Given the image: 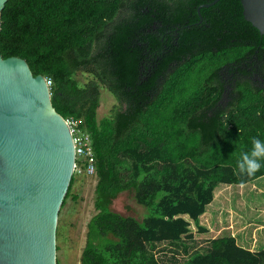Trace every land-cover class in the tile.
I'll return each mask as SVG.
<instances>
[{
    "label": "trees",
    "instance_id": "1",
    "mask_svg": "<svg viewBox=\"0 0 264 264\" xmlns=\"http://www.w3.org/2000/svg\"><path fill=\"white\" fill-rule=\"evenodd\" d=\"M212 1L6 0L2 58L20 57L34 76L50 79L54 110L91 140L97 213L80 264H166L157 245L187 253L190 221L206 231L199 217L218 186L264 176V162L252 176L236 167L254 137L264 140V35L244 20L239 0L198 10ZM253 56L262 82L253 79ZM246 59L251 73L241 70ZM79 73L92 78L80 82ZM101 86L117 106L98 119ZM77 175L60 210L77 199ZM124 191L146 209L141 220L111 209ZM176 253L171 264H264V245L250 250L229 234L184 260Z\"/></svg>",
    "mask_w": 264,
    "mask_h": 264
},
{
    "label": "water",
    "instance_id": "2",
    "mask_svg": "<svg viewBox=\"0 0 264 264\" xmlns=\"http://www.w3.org/2000/svg\"><path fill=\"white\" fill-rule=\"evenodd\" d=\"M239 1L244 20L264 35V0ZM74 160L69 126L52 107L45 77L34 76L26 60L0 54V264H57L58 214Z\"/></svg>",
    "mask_w": 264,
    "mask_h": 264
},
{
    "label": "rangeland",
    "instance_id": "3",
    "mask_svg": "<svg viewBox=\"0 0 264 264\" xmlns=\"http://www.w3.org/2000/svg\"><path fill=\"white\" fill-rule=\"evenodd\" d=\"M76 78L85 83L92 77L79 73ZM116 106L117 102L112 94L101 86L97 118L109 116ZM76 179L72 194H75L77 199L68 198L58 214L57 264L81 263L88 222L97 213L94 207L95 177L77 175ZM111 209L121 215L133 216L139 220L147 213L146 209L135 201L133 194L127 191L121 192L113 200ZM229 224L234 226L235 235L247 236L246 246L252 250H257L264 245V176L244 185L218 186L214 190L213 201L206 212L199 217V225L206 231L200 232L198 227L190 221L192 239L184 238L181 242L186 245L187 253L181 245L172 247L167 243H161L157 245L155 255L159 261L166 259V264H171L173 250H177L175 258L179 261L195 252L202 253L210 239L231 233ZM162 249L164 250L160 251Z\"/></svg>",
    "mask_w": 264,
    "mask_h": 264
},
{
    "label": "built area",
    "instance_id": "4",
    "mask_svg": "<svg viewBox=\"0 0 264 264\" xmlns=\"http://www.w3.org/2000/svg\"><path fill=\"white\" fill-rule=\"evenodd\" d=\"M48 87L50 79L45 78ZM69 126L72 143L74 147V168L73 173L78 175L92 176L95 173V158L89 135L78 129L77 124L70 120H65Z\"/></svg>",
    "mask_w": 264,
    "mask_h": 264
},
{
    "label": "clouds",
    "instance_id": "5",
    "mask_svg": "<svg viewBox=\"0 0 264 264\" xmlns=\"http://www.w3.org/2000/svg\"><path fill=\"white\" fill-rule=\"evenodd\" d=\"M251 144L250 150L241 152L236 161L237 170L242 175L252 176L264 162V140L254 137Z\"/></svg>",
    "mask_w": 264,
    "mask_h": 264
},
{
    "label": "flooded vegetation",
    "instance_id": "6",
    "mask_svg": "<svg viewBox=\"0 0 264 264\" xmlns=\"http://www.w3.org/2000/svg\"><path fill=\"white\" fill-rule=\"evenodd\" d=\"M256 60V63L253 64L252 63V59H246L244 62H243V67H241V70H245L246 73H251L252 72V69H251V63L253 64V79L255 80H258L260 82L263 81V71H262V68L260 67V63H261V60L258 59V57H255L253 56ZM263 59V58H262ZM246 68V69H245ZM230 77H227V80H229ZM229 91H231V88L229 86V84H227L225 86V90L224 92L221 94V97L219 99V101H217L218 103L220 104H223V105H226L228 102H229Z\"/></svg>",
    "mask_w": 264,
    "mask_h": 264
},
{
    "label": "crops",
    "instance_id": "7",
    "mask_svg": "<svg viewBox=\"0 0 264 264\" xmlns=\"http://www.w3.org/2000/svg\"><path fill=\"white\" fill-rule=\"evenodd\" d=\"M249 224H251V223H249ZM229 227H230V229H232V230H231V233H226V234H229V235L234 236L235 239H236V241H237V243H238L239 245H241L242 247H245V248H248V249L252 250L250 247L246 246V244H248V241L246 240V237H247V236H246V237H244V236L240 237V236H238V235H235V232H234V226L231 225V224H229ZM262 227H263V226H262Z\"/></svg>",
    "mask_w": 264,
    "mask_h": 264
}]
</instances>
